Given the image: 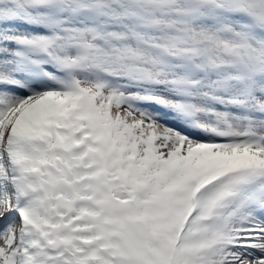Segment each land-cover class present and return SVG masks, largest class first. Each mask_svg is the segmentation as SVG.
Segmentation results:
<instances>
[{
  "label": "snow or ice",
  "instance_id": "6c2138e0",
  "mask_svg": "<svg viewBox=\"0 0 264 264\" xmlns=\"http://www.w3.org/2000/svg\"><path fill=\"white\" fill-rule=\"evenodd\" d=\"M0 264H264V0H0Z\"/></svg>",
  "mask_w": 264,
  "mask_h": 264
}]
</instances>
